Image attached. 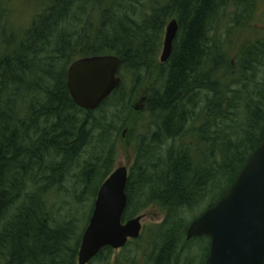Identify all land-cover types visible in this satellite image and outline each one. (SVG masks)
Masks as SVG:
<instances>
[{"label": "trees", "instance_id": "trees-1", "mask_svg": "<svg viewBox=\"0 0 264 264\" xmlns=\"http://www.w3.org/2000/svg\"><path fill=\"white\" fill-rule=\"evenodd\" d=\"M51 2L16 37L0 32V264H76L89 217L79 226L72 205L85 195L94 201L112 170L111 135L140 115L146 124L135 140L123 219L159 206L163 219L142 240L152 264H190L194 248L201 264L209 238L187 242L184 213L207 199L193 220L225 194L264 138V32L246 37L257 32L256 1ZM173 18L171 54L160 62ZM0 21L1 29V14ZM102 54L120 58L121 83L84 110L68 92L67 67ZM141 98L145 108L135 111ZM75 168L84 187L65 191ZM66 195L74 202L64 215Z\"/></svg>", "mask_w": 264, "mask_h": 264}, {"label": "water", "instance_id": "water-1", "mask_svg": "<svg viewBox=\"0 0 264 264\" xmlns=\"http://www.w3.org/2000/svg\"><path fill=\"white\" fill-rule=\"evenodd\" d=\"M177 29L173 18L165 27L160 62L169 58ZM119 66L120 58L114 54L75 59L66 73L73 102L84 110L96 109L120 85ZM138 104H143V98ZM127 179V167L117 166L98 187L77 264H87L106 246L119 249L139 237L142 215L122 218ZM202 235L210 239L203 264H264V138L227 192L189 223L185 240Z\"/></svg>", "mask_w": 264, "mask_h": 264}, {"label": "rangeland", "instance_id": "rangeland-1", "mask_svg": "<svg viewBox=\"0 0 264 264\" xmlns=\"http://www.w3.org/2000/svg\"><path fill=\"white\" fill-rule=\"evenodd\" d=\"M147 1L148 0H141V3H144V6L146 7V5L148 4ZM255 1L257 3V11L252 19V22L255 25L257 32H249L248 36L244 35L249 40L255 37V35L258 33V29L261 32H264V0ZM52 4L53 3L50 0H0V14L3 25V27L0 29V32L3 31L8 34L10 33L16 37L20 29L27 28L32 23L33 18L35 16H37L41 12H44V10ZM144 6L142 8H144ZM144 10L146 9L144 8ZM146 12L149 11L146 10ZM241 35L242 34L239 33L235 37L236 45L241 43ZM161 49L162 43L157 53L158 60L161 53ZM236 54V50H233L230 53V57L232 59H235ZM150 83L151 80L149 84ZM139 97L140 96L138 95L137 98ZM138 100L139 99H137L133 105L135 111L144 110V105L142 104L140 106V104H138ZM135 105H137V108H135ZM134 118L135 116H133V119L127 123L128 125L125 126L123 131L121 129L118 134L115 133L111 135V140L115 139L116 141L112 169L121 165L126 166L129 169L133 162L136 150L135 140L136 138L138 139L139 133L144 130V124H146L145 120L141 118V115L139 116V118H136L135 121ZM75 173H77L76 168L72 172H70L69 176L64 180L63 185L65 188H67V190L65 191L77 190L78 192H80V190H82V188L84 187V185L80 181H77L74 178ZM97 184L98 180L96 179L93 185L96 186ZM65 199V209H63L62 211L64 215H66V208L70 207V205L74 202L70 195H66ZM205 201L201 204L202 206L205 205ZM93 202V200L87 199V196L85 195L79 203L74 202V204L72 205V211H70L69 213V217H71L75 223L82 227L87 219V216L89 217L91 213ZM202 206L200 207L202 208ZM201 208H196L192 212L184 213V215L189 221H191L192 217L199 210H201ZM138 214L142 215V229L140 232V236L137 239L131 240L129 244H127L125 247L121 249H115L112 252V257L109 261V264H118V260H120L121 262L129 261L131 264H152L151 259L149 257V252L147 251V244H145L142 240L144 239L146 232L152 225L161 222V220L163 219V211L160 209L159 206L151 205L148 208L139 212ZM189 244L191 247L194 245V243L191 242ZM186 252L187 250H182V259L184 258ZM193 253L197 256V259L196 261L193 260L191 264H200L202 259V251L197 248H194ZM116 257L118 260L116 259ZM90 264L104 263L92 262Z\"/></svg>", "mask_w": 264, "mask_h": 264}, {"label": "flooded vegetation", "instance_id": "flooded-vegetation-1", "mask_svg": "<svg viewBox=\"0 0 264 264\" xmlns=\"http://www.w3.org/2000/svg\"><path fill=\"white\" fill-rule=\"evenodd\" d=\"M144 108H145V105H144ZM186 235V234H185ZM199 237H201V236H199ZM193 238H198V237H192V238H190L189 240H186L187 242H189L190 240H192ZM131 240H129L128 242H127V244H129V242H130ZM126 244V245H127ZM209 244H210V240H209ZM125 245V246H126ZM125 246H123V247H125ZM122 247V248H123ZM119 249H121V248H119ZM115 249H113L112 247H109V246H106V247H104V248H102L97 254H96V256L94 257V258H92L87 264H90V263H92V262H99V263H104V264H109V261H110V259H111V257H112V252L114 251ZM208 250H209V247H208ZM194 254V253H193ZM207 254H208V252H207ZM207 256V255H206ZM206 258V257H205ZM205 258H204V260H205ZM116 259H117V257H116ZM118 260V259H117ZM204 260L202 261V263L201 264H203V262H204ZM192 259L190 260V264L192 263ZM76 264H77V259H76ZM118 264H131L129 261H120V260H118Z\"/></svg>", "mask_w": 264, "mask_h": 264}]
</instances>
